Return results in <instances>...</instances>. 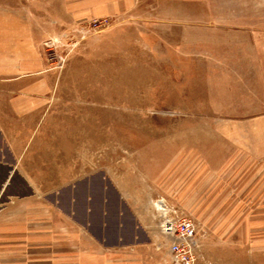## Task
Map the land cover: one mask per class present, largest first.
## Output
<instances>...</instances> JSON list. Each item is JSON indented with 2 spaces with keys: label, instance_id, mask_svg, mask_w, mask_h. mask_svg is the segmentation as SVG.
<instances>
[{
  "label": "rangeland",
  "instance_id": "374dc122",
  "mask_svg": "<svg viewBox=\"0 0 264 264\" xmlns=\"http://www.w3.org/2000/svg\"><path fill=\"white\" fill-rule=\"evenodd\" d=\"M223 6V0H0V59L12 69L0 83L36 86L38 93L28 95L34 101L49 109L62 104L54 109L75 116L92 138L93 156L102 154L94 164L107 169L113 208L118 203L132 214L117 182L151 203L158 228L160 207L190 216L198 257L213 231L236 229L239 218L253 223L261 212L258 190H229L226 165L213 169L215 148L227 153L211 108L213 29L227 18L213 9Z\"/></svg>",
  "mask_w": 264,
  "mask_h": 264
},
{
  "label": "crops",
  "instance_id": "0c3cea01",
  "mask_svg": "<svg viewBox=\"0 0 264 264\" xmlns=\"http://www.w3.org/2000/svg\"><path fill=\"white\" fill-rule=\"evenodd\" d=\"M223 4L213 9L227 18L213 29L211 108L227 153L215 148L213 169L226 165L229 190H258L261 212L213 231L196 264H264V0ZM11 73L0 59V78ZM36 90L0 83V264H157L151 203L116 182L132 214L113 208L92 138L62 104L28 96Z\"/></svg>",
  "mask_w": 264,
  "mask_h": 264
},
{
  "label": "built area",
  "instance_id": "2783aa9c",
  "mask_svg": "<svg viewBox=\"0 0 264 264\" xmlns=\"http://www.w3.org/2000/svg\"><path fill=\"white\" fill-rule=\"evenodd\" d=\"M160 237L154 243L160 253L157 264H196L197 224L188 215L160 207Z\"/></svg>",
  "mask_w": 264,
  "mask_h": 264
}]
</instances>
